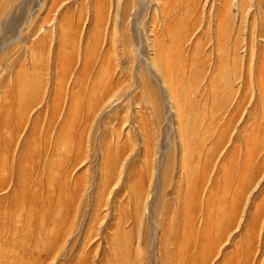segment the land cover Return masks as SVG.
<instances>
[{"label":"rangeland","instance_id":"rangeland-1","mask_svg":"<svg viewBox=\"0 0 264 264\" xmlns=\"http://www.w3.org/2000/svg\"><path fill=\"white\" fill-rule=\"evenodd\" d=\"M263 47L264 0H0V264H264Z\"/></svg>","mask_w":264,"mask_h":264},{"label":"bare ground","instance_id":"bare-ground-1","mask_svg":"<svg viewBox=\"0 0 264 264\" xmlns=\"http://www.w3.org/2000/svg\"><path fill=\"white\" fill-rule=\"evenodd\" d=\"M227 1V0H226ZM227 3V2H226ZM259 9V8H258ZM162 11V10H161ZM163 13V12H162ZM263 13V12H262ZM227 20V19H226ZM228 21V20H227ZM172 34V33H171ZM181 35V34H180ZM184 35V34H183ZM172 36V35H171ZM175 37H176V35H175ZM170 41V40H169ZM175 43V42H174ZM253 47V46H252ZM169 48V47H168ZM264 48V47H263ZM173 48H171V50H172ZM158 50V49H157ZM255 50V49H254ZM264 49H262V51H263ZM164 51H165V49H164ZM261 52V51H260ZM175 53V52H174ZM253 53V52H252ZM257 54V53H256ZM255 54V55H256ZM261 55V54H260ZM165 56V55H164ZM252 56H253V54H252ZM160 60V59H159ZM160 62H161V60H160ZM261 62H263L264 63V57L262 58L261 57ZM168 77V76H167Z\"/></svg>","mask_w":264,"mask_h":264}]
</instances>
